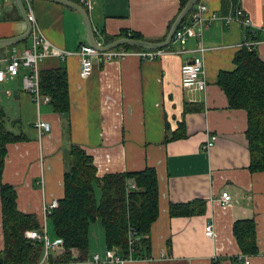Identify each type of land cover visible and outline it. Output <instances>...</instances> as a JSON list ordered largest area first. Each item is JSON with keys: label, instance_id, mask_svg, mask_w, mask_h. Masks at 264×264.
<instances>
[{"label": "crops", "instance_id": "obj_1", "mask_svg": "<svg viewBox=\"0 0 264 264\" xmlns=\"http://www.w3.org/2000/svg\"><path fill=\"white\" fill-rule=\"evenodd\" d=\"M199 2L218 13L219 0ZM31 8L47 41L41 47L70 52L64 59L45 56L37 62L38 70L63 68L69 106L64 117L47 102H33L22 87V68L18 75L0 81L3 126L23 138L6 144L1 172V181L15 190L17 210L42 223L41 203L62 197L65 151L74 144L91 157L97 178L144 167L155 170L158 213L149 227V259L124 264H241L233 261L241 252L232 233L233 222L241 219L254 225L256 252L248 254V264H264V171H249L245 112L229 108L214 83L218 71L233 69L243 27L216 19L200 39L194 29L187 32L185 49L197 43L209 49L202 56L204 91L186 94L179 85V65L190 56L188 52L166 53L153 60L133 55L107 61L95 57L91 73L81 78L75 52L88 43L80 15L52 0H31ZM238 8L249 18L254 48L264 62V0H239ZM85 10L99 43L121 31L137 32L152 41L165 35L178 1L93 0ZM26 29L23 0H0V39L21 36ZM29 46V35L0 45V70L9 54ZM186 106L198 109L185 112ZM38 121L46 122L48 130L36 128L33 124ZM211 135L216 138L205 147ZM223 191L230 197L227 205L216 201ZM94 192L98 199L99 191ZM193 199L205 200L203 214L168 215L170 203ZM204 224L212 225L211 238L203 235ZM48 238L54 242L51 230ZM2 245L0 223V249ZM105 250L102 228L95 227L82 264H107L89 260L93 253L104 260Z\"/></svg>", "mask_w": 264, "mask_h": 264}, {"label": "trees", "instance_id": "obj_2", "mask_svg": "<svg viewBox=\"0 0 264 264\" xmlns=\"http://www.w3.org/2000/svg\"><path fill=\"white\" fill-rule=\"evenodd\" d=\"M178 1V10L185 0ZM199 0L196 1V3ZM239 7V0H219V15L234 13ZM192 9L181 23H186ZM172 19L167 24L166 31ZM246 40H255V33L243 27ZM166 34V33H165ZM144 39L137 32H119L107 36L105 43L118 37ZM151 39L160 41L164 38ZM126 49H140L124 46ZM173 50L172 44L165 46ZM232 70L218 71L215 85L224 94L227 105L231 109H242L246 115L244 132L245 148L249 155L248 169L250 172L264 171V62L259 58L254 46L247 49L240 46L232 57ZM19 74V73H18ZM38 91L48 96L50 109L66 117L68 112L67 80L63 68L38 70ZM187 105V104H186ZM198 108L185 107V112ZM200 109V107H199ZM66 133L69 126L65 122ZM23 139L7 131L0 114V223L2 248L0 264H33L40 256L42 243L28 240L23 236L27 229L40 231L33 214L22 213L16 208L15 190L12 185L1 181L6 144ZM66 170L62 175V197L57 201L45 219L50 223L54 241L61 240L63 251L56 257L58 260H70L68 249L78 251L77 261L86 259L88 253L89 225L97 220L103 231L106 249L114 248L121 256H126L132 249L133 258L149 256L150 224L157 217V177L152 167H144L138 171L107 173L102 177L95 176L92 159L77 145H70L65 151ZM129 181V182H128ZM133 187H129V183ZM95 188L99 191L95 198ZM205 200L193 199L183 203H170V217H188L201 215L205 211ZM47 241V226L44 222ZM133 227L137 234L132 243L127 242L128 228ZM232 233L242 254L256 252L253 221L236 220L232 224Z\"/></svg>", "mask_w": 264, "mask_h": 264}, {"label": "built area", "instance_id": "obj_3", "mask_svg": "<svg viewBox=\"0 0 264 264\" xmlns=\"http://www.w3.org/2000/svg\"><path fill=\"white\" fill-rule=\"evenodd\" d=\"M85 9H88L93 0H73ZM25 8V17L30 24L29 38L30 46L24 48L20 53H11L5 58V66L3 70H0V81L4 77L12 78L19 73V69H24L21 74L22 87L26 90L33 102H48V96L40 95L38 91V69L37 62L45 56H54L60 59H64L70 52L61 48L51 46L49 49L42 48L41 45L47 42L45 36L40 31L33 11L31 8V0H23ZM192 12L186 23H180L172 34L170 44H176L177 48L168 50L165 47L160 49H126L124 46L114 47L104 51H98L89 45H80L75 54L78 56L79 70L78 75L81 78L87 77L92 71L93 59L95 57L100 58L102 61L111 59L120 60L126 56H136L142 60H153L161 57L166 53H185L188 52L190 56L181 61L179 65V85L184 93L188 92H201L205 89V81L202 77L203 74V53L209 49L203 46L201 43H197L196 46L190 49H185L184 45L187 39V32L190 29H194V35L196 39H200L203 30L209 27L211 21L220 19L225 24L231 22L238 23L242 27H248L252 30L249 18L240 9L237 8L234 13L226 15H219V13L209 10L207 5L201 2H197L192 6ZM246 34L239 43L240 46H245L250 49L254 46L255 40H246ZM38 129L48 130V124L44 121H38L33 124ZM215 136L211 135L209 141L205 142V147L213 144ZM129 182V181H128ZM129 187H133L130 182ZM220 205H227L230 202V197L227 192H221L216 200ZM57 206L56 199H51L48 203H41V215L42 223L40 225V231L34 229H27L23 232V236L28 240H37L42 243V249L39 258L33 264H82L83 261H77L78 251L75 248L68 249L70 251V260H58L56 257L63 251L62 241L56 240L54 242L47 241L46 232L44 227L45 217L50 211ZM203 235L207 238L213 236V228L210 224L203 225ZM137 238V234L133 227L128 228L127 242L130 245L132 241ZM132 249L129 248L126 256L119 255L114 248L105 250V259L99 260L96 253L90 256V259L94 263H107V264H124L126 261L136 260L131 256ZM149 259V257H144ZM233 261L241 264H248V254L238 253L234 255ZM143 259V258H138ZM87 260V259H86ZM217 264V263H216Z\"/></svg>", "mask_w": 264, "mask_h": 264}, {"label": "water", "instance_id": "obj_4", "mask_svg": "<svg viewBox=\"0 0 264 264\" xmlns=\"http://www.w3.org/2000/svg\"><path fill=\"white\" fill-rule=\"evenodd\" d=\"M21 1V0H20ZM57 3L66 5L67 7L75 10L81 17L84 23V30L86 34V42L89 46L93 47L98 51L108 50L118 46H134L144 49H160L164 48L171 42L172 34L181 23L186 14L191 10L192 6L196 3L197 0H185L181 8L177 11L174 18L172 19L164 38L160 41H150L146 39H134L132 37H118L106 43H99L96 41L91 23L88 17L87 11L79 4L72 0H52ZM22 3V2H21ZM23 6V5H22ZM30 24L27 22L26 31L18 37L9 38V39H0V45L12 44L14 42L21 41L23 38L29 35Z\"/></svg>", "mask_w": 264, "mask_h": 264}, {"label": "rangeland", "instance_id": "obj_5", "mask_svg": "<svg viewBox=\"0 0 264 264\" xmlns=\"http://www.w3.org/2000/svg\"><path fill=\"white\" fill-rule=\"evenodd\" d=\"M94 227V228H93ZM95 227H100L99 226V222H97L96 220L95 221H92L89 225V234L92 235L94 230H95ZM47 233L48 235L50 234V225L47 223ZM48 240H51L50 238H48Z\"/></svg>", "mask_w": 264, "mask_h": 264}]
</instances>
